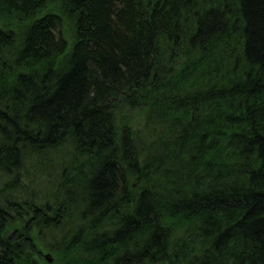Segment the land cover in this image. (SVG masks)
Returning a JSON list of instances; mask_svg holds the SVG:
<instances>
[{"label": "trees", "instance_id": "trees-1", "mask_svg": "<svg viewBox=\"0 0 264 264\" xmlns=\"http://www.w3.org/2000/svg\"><path fill=\"white\" fill-rule=\"evenodd\" d=\"M41 242L264 264V0H0V264Z\"/></svg>", "mask_w": 264, "mask_h": 264}, {"label": "rangeland", "instance_id": "rangeland-1", "mask_svg": "<svg viewBox=\"0 0 264 264\" xmlns=\"http://www.w3.org/2000/svg\"><path fill=\"white\" fill-rule=\"evenodd\" d=\"M135 120L138 121L139 124H141V122H142L141 119H140V117H138V116L136 117ZM137 126L140 127L139 125H137ZM137 126H136V127H137ZM27 167L30 168L31 165L28 164ZM50 176H52V175H50ZM36 179H37V177H33V181H34V182L36 181ZM25 181H26V180L23 179V182H25ZM36 183L38 184V182H36ZM42 234H43V233H42ZM43 235H44V238L46 239V241L51 240L50 238L53 236V235H50V234H43ZM45 245H46V244H43V243L41 242V244H40L41 250L44 251L45 255L49 254V255L52 257V259H53L52 263H48V262H47V263H48V264H53L55 256H54L51 252H48V251H47V248H46ZM45 262H46V260H44V264H45ZM40 264H42V262H41Z\"/></svg>", "mask_w": 264, "mask_h": 264}, {"label": "water", "instance_id": "water-1", "mask_svg": "<svg viewBox=\"0 0 264 264\" xmlns=\"http://www.w3.org/2000/svg\"><path fill=\"white\" fill-rule=\"evenodd\" d=\"M44 259H45L48 263H52V261H53L52 257H51L49 254L45 255V256H44Z\"/></svg>", "mask_w": 264, "mask_h": 264}]
</instances>
